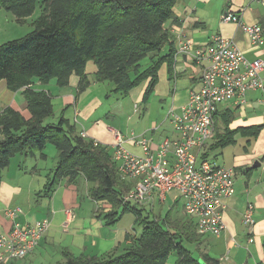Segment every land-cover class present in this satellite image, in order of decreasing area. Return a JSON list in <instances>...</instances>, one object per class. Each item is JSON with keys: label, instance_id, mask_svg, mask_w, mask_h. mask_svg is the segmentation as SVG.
<instances>
[{"label": "crops", "instance_id": "crops-1", "mask_svg": "<svg viewBox=\"0 0 264 264\" xmlns=\"http://www.w3.org/2000/svg\"><path fill=\"white\" fill-rule=\"evenodd\" d=\"M210 1L213 2V0H181L174 6L175 19L168 20L164 25L170 35L168 44L158 54L148 55L150 62L170 56V64L164 59L156 72V83L144 101L143 96L149 79L127 94L129 101L127 114L132 110V114L140 118L134 130L122 129L121 122H118L117 116H122L121 105L115 107L110 102L108 107L105 104V110L97 111L103 105L101 96H105L106 91L112 89L111 83L91 82V85L83 91L78 88L76 75L70 76L69 83L64 88L51 82L43 85L33 80L28 87L15 92L7 88L4 80H0V113L5 108H12L25 119H29L30 113L22 94L29 88L44 91L50 99L58 103V109L66 106L68 110L65 112H73L74 124L80 127L79 133H84L88 140H94L102 146L107 145V150L114 143L115 132L122 135L124 147L135 155L142 154L140 147L134 144L136 140L145 138L151 147L155 148L166 138L174 139L176 135L168 117L165 118V111L168 112L171 108L178 111L186 104L190 91L200 88L202 68L206 65L204 61L197 63L190 55L179 52L178 43L181 36H186L196 46H204L211 36L221 34L233 39L247 60L264 61V44L253 47L240 27L231 22L221 23L219 18L225 7L221 12L215 10V15L211 18V10L208 9ZM229 1L226 8L235 12L244 24L261 26L264 35V7L250 4L248 0ZM207 12L210 19H213L214 25L207 21ZM175 20L178 23H175ZM209 25L212 27H208ZM261 75L264 79V70ZM131 101L134 103L132 104ZM152 105H157L156 115L153 116ZM106 111L110 113V119L102 114ZM96 112L98 117H95ZM127 114L125 113L126 117ZM215 117L217 119L216 121L214 119L213 136L207 142L203 155L208 158L209 151L220 150L221 158L219 163L215 164L233 169L235 192L232 197L224 200L222 220L225 230L217 237L198 234L199 238L193 244L198 255L194 258L202 259L208 256L218 260L219 264H264V100L261 92H248L241 104L230 101L219 105ZM111 118L114 119L113 122ZM143 121L147 122L146 126L142 124ZM260 126L262 127L256 136L241 133V130ZM225 127L230 131H236L232 138L233 142L218 147L217 136L224 132ZM251 132H254V129H251ZM22 156L19 153L14 155L2 173L0 236L8 234L13 223L5 216L4 212L8 208H19L22 211L15 218V222L22 227L34 224L42 218L49 220L50 227L30 254L22 260L7 264H61L65 260L64 252H69L75 257L79 255L100 257L120 253L130 244L131 237H138L120 227L119 220L113 225H107L104 217L111 206L107 202L94 201L91 198L90 186L83 176L77 175L72 180L65 177L53 187L52 191H48V183L53 176L56 163L48 169L47 155L43 152H36L33 155L25 153V159ZM14 161H17L16 164ZM5 173L7 177L4 176ZM9 175L11 178L8 179ZM118 183L123 194L134 184L133 181L124 178H119ZM166 199L169 200L167 206L172 222H180L182 225L188 217L183 214L182 201L175 191L168 192L164 200L158 199L153 193L152 198L141 204L138 209L143 211L142 207L149 206L153 210L156 204L163 207ZM249 204L253 206L254 224L251 228L244 226L242 222L243 213ZM130 205L134 204L130 203ZM154 220L161 221L160 215ZM193 222L196 230V223L194 220ZM127 235L130 236L128 240H126ZM250 238L253 239L251 243H249ZM175 258L174 254L173 261H168L167 264H173Z\"/></svg>", "mask_w": 264, "mask_h": 264}, {"label": "trees", "instance_id": "trees-1", "mask_svg": "<svg viewBox=\"0 0 264 264\" xmlns=\"http://www.w3.org/2000/svg\"><path fill=\"white\" fill-rule=\"evenodd\" d=\"M178 1L0 0V7L17 19L31 16L37 3L41 5V14L33 22L30 33L0 44V80L15 92L28 87L33 80L42 84L54 80L59 87H66L70 76L76 75L78 88L84 90L89 85L84 67L87 61H92L96 66L94 79L111 83L114 92L121 95H127L149 79L144 101L156 83L160 65L164 59L170 64L171 58L152 60L144 70L140 62L151 53L158 54L168 44L170 35L164 25L174 18L173 8ZM22 94L29 119L12 108L0 113V182L14 155H33L51 143L57 150V161L48 191L65 177L72 180L81 175L90 186L91 198L111 206L104 217L107 225L118 221L121 208L123 213H134L135 220L142 225L141 234L131 237L130 244L120 253L75 257L64 252L65 260L61 264H166L171 254L176 255L173 264H219L208 256L194 258L187 248L186 244H194L199 238L193 219L188 218L181 225L172 222L168 212L164 222L150 221L143 217L136 204L123 203L117 166L112 161V151L108 153L110 147L107 150L106 146H93L91 140L76 134L74 127H69L67 133L63 120L44 124L53 112L48 94L29 88ZM215 116L216 113V121ZM261 127L241 130V133L256 136ZM235 132L225 127L217 136L216 145L224 147L232 143Z\"/></svg>", "mask_w": 264, "mask_h": 264}, {"label": "built area", "instance_id": "built-area-1", "mask_svg": "<svg viewBox=\"0 0 264 264\" xmlns=\"http://www.w3.org/2000/svg\"><path fill=\"white\" fill-rule=\"evenodd\" d=\"M250 4L264 7V0H248ZM221 23H234L248 36L253 47L264 44V35L258 24L246 25L240 17L227 9L220 17ZM181 54L190 55L197 63L204 61L200 88L189 93L188 101L178 111L171 108L168 119L175 133L152 148L145 138L136 140L141 155L124 147L119 132L114 133V143L109 146L112 161L121 178L133 181V186L122 195L124 204L141 205L156 197L164 200L171 191L178 193L183 214L195 221L199 235L219 236L225 230L222 220L224 200L233 196V169L218 166L203 158L204 148L213 136L214 115L219 105L226 102L241 104L250 91H260L264 100V70L262 59L247 60L231 38L221 34L210 37L204 46H196L186 36L178 43ZM137 110V106H134ZM80 136L86 139L84 133ZM93 146L98 142L91 140ZM5 216L13 221L8 234L0 236V264L24 259L39 244L49 230L50 222L42 218L22 227L15 222L22 211L6 209ZM253 206L249 204L242 217L243 225L251 228ZM253 241L249 239V243Z\"/></svg>", "mask_w": 264, "mask_h": 264}, {"label": "rangeland", "instance_id": "rangeland-1", "mask_svg": "<svg viewBox=\"0 0 264 264\" xmlns=\"http://www.w3.org/2000/svg\"><path fill=\"white\" fill-rule=\"evenodd\" d=\"M179 1H181V0H179ZM227 3H230V1L229 0H213V2L210 1V3L208 4V9L211 10V12H210L211 18L214 17L215 10H218L221 12L223 10V8L225 7V10L221 13V15H222L228 9V8H226ZM228 5H230V4H228ZM40 14H41L40 3H37L35 10L31 16L23 18V19H17L16 17H14V15H12V13H10V12H8L5 9L0 7V44L6 43V42H9L12 40L20 39V38L24 37L26 34L30 33L34 27L33 22L36 20V18ZM221 15H220V17H221ZM206 17H207V21L211 22L212 25H214L213 19H210V17L208 16V12L206 13ZM219 20H220V18H219ZM212 25H209L208 27H212ZM150 55H153V54H150ZM149 56H147L145 59H143L140 62L142 70L146 69L150 65ZM84 72L89 79V85H91V82H95L97 84L99 83L94 79V73L96 72V66L92 61H87L86 65L84 67ZM78 80H79V78H78ZM53 81L54 80L50 81L51 84H56V82H53ZM43 85H47V84H43ZM110 87H112V89H110L109 91L107 90L106 91L107 93L105 94V96L107 98L104 95L101 96L103 98V105L100 108H98L97 111L105 110V104L108 107L110 102L115 107L118 105H121L122 106V116L121 115L117 116L118 122H121L122 129L125 128V130L126 129H133L134 130V128L138 125L140 118L138 116L132 114V110H130L127 114L126 111L129 107V103H128L129 101H128L127 95H121V94L115 93L114 87L112 84ZM60 88H64V87H60ZM87 88H85V89H87ZM51 101H52L51 104H52L53 112H52V115L50 117L45 119L44 124H57L58 121L63 120L64 121L63 122V128L67 133H69V131H70L69 127H74L76 134L79 133L78 130H80V127L79 126L76 127L74 124L73 112L72 111L65 112L66 110H68V108L66 106H64L61 109H58V103L56 101H54V99H51ZM131 103L133 104L134 102L131 101ZM157 105H152V111H151L152 116L154 114L156 115ZM168 111H169V109H168ZM165 112H166V114H165V118H166V116L168 115V112H167V110ZM97 113L98 112H96L95 117H98ZM104 113L105 112L102 113L104 115V117H107L110 119V117H109L110 113H108L107 111L105 114ZM125 113L127 114V117H126ZM96 119H98V118H96ZM113 121H114V119L111 118V122H113ZM142 124H144V126H146L147 122L143 121ZM105 146H107V145H105ZM42 152L45 155H47V157H46L47 158L46 164L48 166L47 168L48 169L52 168L56 163V158H57L56 148L53 146V144L48 143ZM219 153H220V150L209 151L207 159H209L210 161H212L214 163H219V159L221 158ZM19 154L23 155L22 158L25 159V157H24L25 153H23V154L19 153ZM28 159H30V157H28ZM16 162L17 161H14L15 164H16ZM31 162H33V161H31ZM12 169H14V168H12ZM12 174H13V172H12ZM4 176L7 177V174L5 173ZM9 178H11L10 175L8 176V179ZM168 202H169V200L166 199V202L163 203V205H164L163 207L161 205L158 206V204H156L157 206H155V208H153V210L149 206L142 207L143 208V211H142L143 217H147L150 221H152L155 218H157V216L160 215L161 222H164L165 216L168 213V209H169V206H167L169 204ZM140 207H141L140 205H137V208H140ZM118 214H119L118 215L119 216L118 225L120 227H123L124 229L128 230L130 233L139 236V234L142 232V225L135 220V218H136L135 214L130 212V211H125L123 213L122 208L120 210H118ZM171 219H172V217H171ZM186 246L189 249V251H191L192 256L197 257L198 253H197V250L195 249V247L193 246V244H186ZM173 259H174V254H171L169 256L167 262L173 261Z\"/></svg>", "mask_w": 264, "mask_h": 264}, {"label": "water", "instance_id": "water-1", "mask_svg": "<svg viewBox=\"0 0 264 264\" xmlns=\"http://www.w3.org/2000/svg\"><path fill=\"white\" fill-rule=\"evenodd\" d=\"M256 165H257V166H259V164H258V163H256ZM254 167H255V164H254Z\"/></svg>", "mask_w": 264, "mask_h": 264}]
</instances>
